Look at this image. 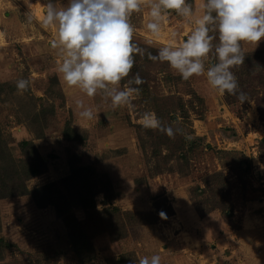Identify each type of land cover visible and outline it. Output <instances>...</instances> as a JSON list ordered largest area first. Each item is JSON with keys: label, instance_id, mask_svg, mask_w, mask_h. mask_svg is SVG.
<instances>
[{"label": "rangeland", "instance_id": "1", "mask_svg": "<svg viewBox=\"0 0 264 264\" xmlns=\"http://www.w3.org/2000/svg\"><path fill=\"white\" fill-rule=\"evenodd\" d=\"M190 2L201 15L203 0ZM47 3L0 0V135L17 169L21 142L33 143L43 159L44 171L24 183L28 191L58 183L74 169H94L96 213H85L72 194L67 201L75 230L85 233L94 255L79 261L55 208H39L21 195L0 199V264H138L152 255L161 264H264V88L250 82L259 105L257 98L226 104L206 76L185 81L167 62L150 60L148 53L156 55L172 41L173 31L179 42L194 25L170 10L154 37L145 6L130 17L133 42L145 55L135 56L121 86L137 73L144 83L132 108L113 109L99 93L87 97L63 83L60 57L50 46L55 30L39 20ZM54 3L60 8L67 0ZM242 47L244 53L264 50V40ZM20 79L29 81L26 91L17 90ZM77 100L93 109L94 119L79 117ZM146 111L175 135L143 128L139 117ZM66 125L76 140L64 137ZM214 174L227 185L210 180L206 193H198ZM215 186L229 189L232 218L226 222L214 210L201 223L192 200L204 202ZM112 208L118 212L108 213Z\"/></svg>", "mask_w": 264, "mask_h": 264}, {"label": "clouds", "instance_id": "2", "mask_svg": "<svg viewBox=\"0 0 264 264\" xmlns=\"http://www.w3.org/2000/svg\"><path fill=\"white\" fill-rule=\"evenodd\" d=\"M145 6L149 9L146 28L154 37L161 35L170 10L194 25L186 39L179 42L173 31L172 41L159 48L156 55L148 53L150 60L167 62L185 81L206 76L220 95H234L241 104L247 101L233 69L244 64L242 43L257 46L264 40V0H203L199 16L190 0H67L60 8L54 0H48L39 20L43 28L55 30L50 46L60 57L57 72L63 83L78 88L87 97L99 93L113 109L132 108L141 92L138 86L144 81L137 73L123 86L121 82L129 77L135 56L145 55V49L133 42L134 26L130 21L132 14ZM27 19L31 23L33 16L28 14ZM16 87L19 92L26 91L29 81L20 79ZM76 106L81 119L95 118L93 109L82 100H77ZM139 123L145 129L175 135L154 112L142 113ZM160 215L165 218L163 212ZM138 264H161V257L145 256Z\"/></svg>", "mask_w": 264, "mask_h": 264}, {"label": "trees", "instance_id": "3", "mask_svg": "<svg viewBox=\"0 0 264 264\" xmlns=\"http://www.w3.org/2000/svg\"><path fill=\"white\" fill-rule=\"evenodd\" d=\"M233 71L239 82V90L247 96V101L244 104L250 99L257 98V104L259 105L260 99L258 98V94L260 93L254 90L250 82H256L257 87L264 88V50L245 53L244 64L233 69ZM223 99L226 104H241L236 96L227 93L223 95ZM64 137L67 140L77 139L76 134L67 125L64 130ZM19 147L23 155V160L19 161L20 164H23L20 166L21 169H17L15 164L9 163L8 152L6 146L2 143L0 135V199L30 195L35 205L39 208L53 206L57 214L63 218L68 226L69 239L74 248L76 258L79 261L91 260L94 255L93 246L82 230L80 231L77 228L75 230V226H78V221L76 222L74 215L69 213L70 208L67 201L69 200L68 193L72 194L77 206L85 213H96L94 205L96 186L92 181L96 178L94 169L90 166L74 169L68 177L61 179L58 183H50L28 191L24 183L41 174L44 171L45 164L37 153L33 143L24 141L19 143ZM210 180H214L215 184L222 183L227 185L226 180L221 174H214L205 178V189L196 188V191L201 195L205 194ZM228 197L229 189L227 190L225 188L222 190L215 186L211 192V196L204 200V202L199 203L192 200V205L201 218L207 216L214 210H218L221 217L226 222H229L232 218V207L230 197ZM199 204L203 205L199 206ZM204 207L208 208L201 211ZM107 212L115 213L118 210L112 208ZM74 222L75 225H73Z\"/></svg>", "mask_w": 264, "mask_h": 264}, {"label": "crops", "instance_id": "4", "mask_svg": "<svg viewBox=\"0 0 264 264\" xmlns=\"http://www.w3.org/2000/svg\"><path fill=\"white\" fill-rule=\"evenodd\" d=\"M211 214L207 215L206 217L204 218H201V223H203L204 220H206ZM200 219V218H199Z\"/></svg>", "mask_w": 264, "mask_h": 264}]
</instances>
